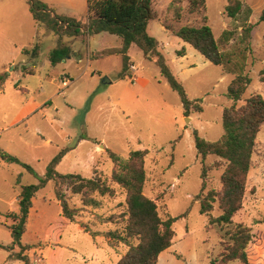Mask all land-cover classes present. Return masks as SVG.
Here are the masks:
<instances>
[{"label": "rangeland", "instance_id": "obj_1", "mask_svg": "<svg viewBox=\"0 0 264 264\" xmlns=\"http://www.w3.org/2000/svg\"><path fill=\"white\" fill-rule=\"evenodd\" d=\"M40 1L53 8L58 16L73 17L84 23L87 21V0ZM240 1L252 11L248 21L245 14L235 19L226 15L228 0H205V8L193 14L189 11L188 0L181 3L178 0H152V9L160 22L165 21L166 9L172 3L181 7L182 20H166L174 31L182 26L200 27L206 18L219 51L224 55L225 69L239 73L242 66V75L250 79L246 92L237 102L238 107L255 94L264 99V84L260 82V72L264 69V21H259L264 11V0ZM29 9L27 0H0V150L29 165L39 175L37 172L44 168L43 162L49 154L57 152V147L78 146L58 172L77 173L85 179H93L97 175L114 190L115 196L93 194L89 197L96 200L98 207L85 206L83 195H73L69 184L63 185L69 208L76 210L73 222L78 221L86 232L77 230L76 224L65 229L58 251L52 245V239L47 238L51 234L52 226L49 225L59 226L56 223L61 211L60 206L53 204L57 203L54 183L49 182L38 193L27 219L26 231L21 239L25 247L22 254L29 264H117L129 248L108 239L107 234L124 233L126 192L111 181L115 166L106 151L110 150L126 160L132 151L147 150L145 171L148 180L143 193L156 202L159 217L163 220L167 216L179 218L188 209L190 213L194 204L192 199L201 191V177L205 183L203 195L209 191H221L220 177L227 163L214 155L202 160L195 149L193 132L196 131L207 142H216L222 137V113L233 105L226 95L235 74L211 64L182 40L163 32L160 22L154 20L149 24V35L161 41L166 64L184 87L188 99L201 100L202 113L191 112L189 116H183L178 95L161 77L159 69L143 56H136L134 60L140 64L138 76L148 80V85L133 84L128 56L126 68L123 55L115 53L106 58L100 54L90 61L89 73L92 70L96 72L94 80L87 76L70 84L61 95V79L57 82H52V79L56 77V71L62 73V66L54 70L49 62V54L57 40L45 32L46 24L42 26L33 20ZM247 25L253 27L250 39L242 31ZM225 31L231 32L228 42L222 40ZM92 37L91 49L87 48L93 53L120 45L119 38L107 33ZM37 44H40V49ZM35 47L38 56H34ZM24 50L30 54H23ZM75 63L83 70L88 60L84 57L81 62H74L73 67ZM104 79L110 83L103 84ZM90 83H96L98 89ZM91 88L95 90L89 93ZM28 95L40 102L51 101L52 104L28 122L14 123ZM82 136L95 139L99 147H104V153L92 155L94 161H90L94 144L82 142ZM46 139H50L52 144L45 145ZM33 150L39 163L31 161L28 152ZM0 163V245L7 247L12 243L7 227L10 222L9 204L17 197L21 186L35 185L37 179L20 165L6 164L1 157ZM253 167L264 169V123L257 137ZM91 168L98 173L94 175ZM260 183L258 197L264 196V174ZM190 214L188 220L179 218L173 230L177 238L186 231L194 236L197 262L193 264L220 261V255L230 240L226 233L233 231L234 227L210 226L209 217L201 215L197 206ZM220 215L216 203L210 216ZM108 219L112 223H104ZM233 223H240L237 216L233 218ZM243 223L248 225L247 221ZM97 235L100 238L94 240ZM131 242L138 244V240ZM20 252L19 247L11 251L0 249V264H23L10 258Z\"/></svg>", "mask_w": 264, "mask_h": 264}, {"label": "trees", "instance_id": "obj_2", "mask_svg": "<svg viewBox=\"0 0 264 264\" xmlns=\"http://www.w3.org/2000/svg\"><path fill=\"white\" fill-rule=\"evenodd\" d=\"M27 1L34 20L39 24H46L49 30L60 37L57 47L49 54V62L52 66L60 64L73 54L72 47L64 43L62 37H78L84 34L85 31L89 36L106 32L119 37L122 41V48L102 53L103 57L115 53L121 54L127 68L128 50L131 45H136L144 56L149 55V60L156 64L161 76L178 95L183 108V115L186 117L191 112H203L201 100L192 101L188 99L184 87L176 80L166 64L164 56L158 51V42L147 33L149 21L156 18L152 9V0H87L88 25L73 18L54 15L53 11L39 0ZM178 1L181 3L182 0ZM188 1L191 14L198 13L205 8V0ZM228 1L225 8L226 15L231 19H235L241 14H245L246 21H248L252 14L251 9L240 0ZM182 17L181 7L179 5L174 6L172 3L165 16L164 28L172 31L176 37L190 45L205 60L225 69L224 55L219 51L213 32L206 24V18H204L200 27L182 26L176 31L166 24L168 20L180 21ZM259 21H264V11ZM252 28L251 25H247L242 29L247 39L251 37ZM230 38L231 32L225 31L222 34V40L228 42ZM36 51L35 47L34 56L38 55ZM23 54L28 55L30 52L24 50ZM225 71L230 74L234 73L233 70L225 69ZM242 71L241 66L239 73H234L235 78L228 87L226 96L233 101V105L223 110L222 137L216 142H207L199 137L196 131L193 132L195 149L202 160L208 155H214L227 163L220 177L221 191L219 193L209 191L206 195H203L202 191L205 183L204 178L201 177L203 180L201 191L193 198V202H198L200 205V214L209 217L210 226L234 227L233 231L230 230L226 233L230 236V240L229 244L225 246L224 252L220 255V261H214L211 264H228L233 261L247 264L245 250L252 240L251 229L242 224L235 225L233 217L243 207L247 178L255 154V145L261 126L264 123V99L261 95L255 94L247 99L244 105L237 106V102L250 84V79L242 75ZM260 82L264 84V69L260 72ZM66 152L67 149L61 151L49 163L45 174L39 176L29 165L0 150V157L3 161L20 165L37 179L35 185L21 186L18 211L8 215V218L13 222L8 226L12 243L7 247L0 245V249L11 251L14 247H19L21 252L11 255L12 260L29 264L28 259L22 254L25 247L22 246L21 239L26 231L32 201L36 193L44 189L49 182L54 183L55 198L61 206L63 216L71 222L75 220L76 210L69 208L66 191L62 190L63 185L69 184L71 194L83 195L85 206L89 205L97 208L99 205L96 200L89 197L90 195L98 194L101 197L108 196L110 198L115 196L114 190L96 177L97 171L93 179L58 173L56 166ZM107 154L115 166L111 174V181L126 192L127 220L124 233L109 232L107 234L108 239L121 242L129 248L127 254L117 264H157L159 255L173 244L175 238L173 225L179 218L187 217L189 209L179 218L167 216L163 220L159 217L156 202L147 198L143 193L147 179L145 171L147 150L132 151L126 160L111 151H107ZM216 203H218V210L221 211V215L211 217L210 215ZM104 223H112V221L108 219ZM83 229L86 232V228L83 227ZM132 240H138V244L133 245Z\"/></svg>", "mask_w": 264, "mask_h": 264}, {"label": "crops", "instance_id": "obj_3", "mask_svg": "<svg viewBox=\"0 0 264 264\" xmlns=\"http://www.w3.org/2000/svg\"><path fill=\"white\" fill-rule=\"evenodd\" d=\"M45 5H47V4H45ZM47 6L52 11L54 10L49 5H47ZM167 10L168 9H166L165 16L167 14ZM87 12H88V7H87ZM53 13H54V11H53ZM30 14H31V12H30ZM54 15H56V14L54 13ZM31 16H32V14H31ZM165 16H164V19H165ZM63 17H68V16H63ZM32 18H33V16H32ZM69 18H73V17H69ZM73 19H75V18H73ZM33 20H34V18H33ZM75 20H77V19H75ZM154 20L159 21L157 18H155V19H153L151 21H154ZM77 21H79V20H77ZM151 21H149V23H148L147 33H148V27H149V24H150ZM80 22L85 24V25H88V16H87V21H85V23H84L83 20L82 21L80 20ZM163 23H164V20H163V22L162 21L160 22L162 31L165 32V33H170V34L175 36V34L172 31H168V30H166L164 28ZM37 24H39V23H37ZM39 25L44 26L43 24H39ZM44 27H45V32L46 33L52 34L56 38L57 44L53 48V49H55L57 47V45H58L60 37H59V35H57L53 31L49 30L48 27H46V26H44ZM178 29H176V30H178ZM104 33H106V32H103V34ZM107 34H109V33H107ZM99 35H102V33H100L98 35H95V36H99ZM148 35H149V33H148ZM111 36H114V35H111ZM117 38H119V37H117ZM91 40H93V37L89 36V34L86 31L84 32V34H82V35H80L78 37H67V36L62 37V41L64 43H66L67 45H69L70 47H72L73 54H72L71 57H69L68 59L64 60L60 64H57L56 66H53L54 70H56L59 66H62V73H58V71H56V77H54L52 79V82H57V79H61V85H60V88H59V94L63 95L64 94L63 90L67 89L70 86V84H73V83L75 84L77 81H79L81 79H84L87 76H88V78L91 81H93L96 72L92 70L91 73H89V70L91 69L90 61L93 58L97 57L98 55L104 53V51H107V50L108 51H110V50H119V49L122 48V41L119 38L118 43L120 45L118 47L112 48V49L97 50V51H95V53H93L91 50H89V49H91L90 48ZM155 40L158 42V51L163 55L164 46L162 45L161 41H159L157 39H155ZM37 45H38V48L40 49V44H37ZM39 52H40V50H39ZM127 55L129 57V64L130 65H135V67H136V72L134 73L135 81L133 82V84H137L138 83L141 86L148 85L149 84L148 80L138 76V72H139V69H140V64L137 63L134 59H135L136 56H143L144 58L149 60V55L148 56H144L143 52L134 44L131 45V47L129 48ZM184 55H185V53H184ZM84 57L87 58L88 64L83 70H81L80 67H78V65H77L78 63H75L76 65H75V67H73L74 66L73 65L74 62H81ZM112 57H114V56H112ZM106 58H111V57L107 56ZM149 61L152 62L156 66V64L153 61H151V60H149ZM159 72H160V70H159ZM64 82L67 83L66 87L63 86ZM90 84L93 86V88L97 87L96 83H93V84L90 83ZM111 84H113V82H111ZM93 88H91V90H89V93H92L95 89H98V87L95 88V89H93ZM97 95H98V92H97ZM49 104H52V102L51 101L48 102V103L40 102V101L36 100L34 96L28 95L26 97L24 103L22 104L21 108L19 109V112H18V114H17V116H16V118L14 120V123L28 122L36 114H38L39 111H41L44 107H46ZM81 141L82 142H92L94 144L93 150L91 151V154H90V161H94V158H93L92 155H94V154L98 155V154L104 153V147L101 146L103 148H100L98 146V144H97L95 139H93L91 137H88V136H82L81 137ZM44 143H45V145L52 144L50 139H46ZM80 144L81 143H79L78 145H80ZM77 147L76 148H69V147L61 148L60 146L57 147V152H55V153L53 152V154L51 153V154H49V156H47L46 160L43 162L44 163V168H42L40 170V172H37V173H39V175H44L45 172H46V168L49 165V163L61 151L67 149L66 154L63 156L61 161L56 166V171L58 172V170L64 164V162H66V160H68V158H70V156L76 151ZM101 149H103V150H101ZM28 153H30V157L32 159L31 161L38 162V163L40 162V160H39V158L37 156V153L34 152V150L33 151H29ZM253 157H254V155H253ZM2 162H5V161L2 160ZM27 163H30V162H27ZM0 164H2V163H0ZM6 164H10V163L6 162ZM91 171L93 172L94 175H95L96 171L98 172V170H96L95 168H91ZM74 173H76V172H74ZM88 173H90V169H89ZM66 174H72V173H66ZM263 174H264V169L262 167H258V168H254L253 167V158H252L251 168H250V171H249V174H248V178H247L246 191H245V195H244V199H243V207L238 213H236L234 215V217L237 216L239 221H240V223H238V224H242L243 226L251 229L252 240L248 244V246H247V248L245 250V253H246V256H247V264H264V205H263L264 204V196L258 197L259 196L258 195V188H259V186L261 184L260 182H261ZM73 175H79L82 178H84L82 175L77 174V173L73 174ZM253 177H255V178H253ZM147 180H148V177H147ZM201 180H202V178H201ZM202 182H203V180H202ZM202 182H201V184H202ZM40 191H38L36 193V195H35V197H34V199L32 201V207H33L34 202H35V200L37 198V195H38V193ZM19 194H20V192H19ZM19 194L17 195V197H15L10 202V204H9L10 211L8 212L9 214L17 213V211H18ZM192 203H194V204H192V206H191V212H192V209H194L195 206H197L198 207V211H200L199 203L198 202H193V199H192ZM45 204H47V203L45 202ZM53 204H56V206H60L58 201H57V203H53ZM32 207H31V209H32ZM60 208H61V206H60ZM31 209H30V212H31ZM30 212H29V215H30ZM190 213L187 216V218H184V220H188L190 218V215H191ZM59 214L60 215L57 217V223H56V224H59V226H56L53 223L51 225H49V226H52L51 229H50L51 234H49L48 237H47L49 239H52V241H53L52 245L58 251L60 250V243H61V239H62V233H63V231L65 229L69 228L73 224H76L77 225V230L82 231V232L84 231V229L81 227V225H79L78 221L71 222V221L67 220L62 214V209L59 212ZM243 221H247L248 225L244 224ZM12 223H13L12 220H10V222L8 223V226L11 225ZM99 238H100V236L97 235L96 237H94V240H97ZM195 262H197V242H196L194 236L190 232L186 231L185 234L182 235L179 238H177V236L175 234V238L173 240L172 246L159 255L157 264H193ZM228 264H243V263H241L239 261H233V262H230Z\"/></svg>", "mask_w": 264, "mask_h": 264}, {"label": "built area", "instance_id": "obj_4", "mask_svg": "<svg viewBox=\"0 0 264 264\" xmlns=\"http://www.w3.org/2000/svg\"><path fill=\"white\" fill-rule=\"evenodd\" d=\"M129 71L130 73L132 74V77H131V81L134 82L135 81V76H134V73L136 72V67L135 65H129ZM63 86L66 87L67 86V83H63Z\"/></svg>", "mask_w": 264, "mask_h": 264}, {"label": "water", "instance_id": "obj_5", "mask_svg": "<svg viewBox=\"0 0 264 264\" xmlns=\"http://www.w3.org/2000/svg\"><path fill=\"white\" fill-rule=\"evenodd\" d=\"M109 83L110 81L108 79H104L103 84H109ZM100 148H103V147H100Z\"/></svg>", "mask_w": 264, "mask_h": 264}]
</instances>
